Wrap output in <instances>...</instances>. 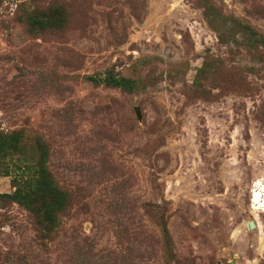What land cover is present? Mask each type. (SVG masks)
<instances>
[{"label":"rangeland","instance_id":"374dc122","mask_svg":"<svg viewBox=\"0 0 264 264\" xmlns=\"http://www.w3.org/2000/svg\"><path fill=\"white\" fill-rule=\"evenodd\" d=\"M214 1L264 34V0ZM53 2L70 27L30 35L17 14ZM209 56L238 79L204 97L194 78ZM111 67L147 85L86 78ZM0 125L41 132L73 194L51 238L1 201L0 264H264V61L241 39L221 44L197 0H0Z\"/></svg>","mask_w":264,"mask_h":264},{"label":"trees","instance_id":"16d2710c","mask_svg":"<svg viewBox=\"0 0 264 264\" xmlns=\"http://www.w3.org/2000/svg\"><path fill=\"white\" fill-rule=\"evenodd\" d=\"M197 1L221 44L231 45L241 39L258 59L264 61L263 33L237 16L225 13L214 0ZM16 17L30 35L61 32L68 29L73 20L72 11L61 2L45 7H23ZM223 64L221 57L209 56L198 69L194 86L204 97L210 94L205 85L230 86L238 79ZM86 78L93 84L129 93L147 85L144 78L117 73L114 67ZM50 148L48 139L41 132L31 135L24 128L4 130L0 125V176H9L13 188L11 192H0V202L12 201L26 209L41 238L57 234L62 225V215L70 209L73 201L72 192L59 183L49 167ZM155 207L162 251L166 263H169L173 252L166 222L167 209L159 204Z\"/></svg>","mask_w":264,"mask_h":264},{"label":"water","instance_id":"95a60500","mask_svg":"<svg viewBox=\"0 0 264 264\" xmlns=\"http://www.w3.org/2000/svg\"><path fill=\"white\" fill-rule=\"evenodd\" d=\"M134 110H135V113H136V115H137V118H138L139 120H141L142 115H141V112H140V107H139V106H135V107H134ZM247 226H248V228H254V227H256V223H255L254 221H249V222L247 223Z\"/></svg>","mask_w":264,"mask_h":264},{"label":"bare ground","instance_id":"6f19581e","mask_svg":"<svg viewBox=\"0 0 264 264\" xmlns=\"http://www.w3.org/2000/svg\"><path fill=\"white\" fill-rule=\"evenodd\" d=\"M258 194V193H257Z\"/></svg>","mask_w":264,"mask_h":264}]
</instances>
